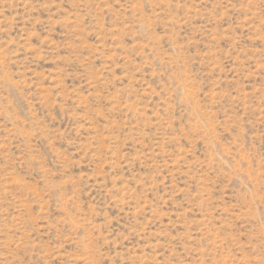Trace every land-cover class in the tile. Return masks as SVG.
<instances>
[{"label":"rangeland","instance_id":"obj_1","mask_svg":"<svg viewBox=\"0 0 264 264\" xmlns=\"http://www.w3.org/2000/svg\"><path fill=\"white\" fill-rule=\"evenodd\" d=\"M0 264H264V0H0Z\"/></svg>","mask_w":264,"mask_h":264}]
</instances>
